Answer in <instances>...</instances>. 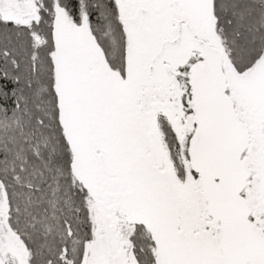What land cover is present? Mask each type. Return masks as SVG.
<instances>
[{"label": "snow or ice", "instance_id": "snow-or-ice-1", "mask_svg": "<svg viewBox=\"0 0 264 264\" xmlns=\"http://www.w3.org/2000/svg\"><path fill=\"white\" fill-rule=\"evenodd\" d=\"M0 264H264V0H0Z\"/></svg>", "mask_w": 264, "mask_h": 264}]
</instances>
